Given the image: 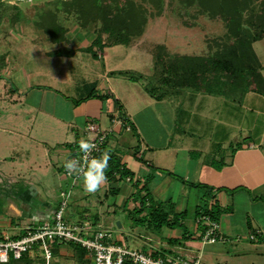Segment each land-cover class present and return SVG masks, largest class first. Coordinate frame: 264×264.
Segmentation results:
<instances>
[{
  "label": "crops",
  "instance_id": "0c3cea01",
  "mask_svg": "<svg viewBox=\"0 0 264 264\" xmlns=\"http://www.w3.org/2000/svg\"><path fill=\"white\" fill-rule=\"evenodd\" d=\"M66 28L63 39L47 38L51 45L46 42L37 50L32 48L30 58L23 62L8 58L10 53L0 59V198L16 219L9 224L12 238L28 227L52 222L60 192L69 184L64 164L90 124L112 130L103 153L114 156L132 181L124 176L107 179L98 191L87 193L82 178L73 189L67 221L89 220L94 228L111 230L104 211L99 214L96 208L97 204L104 208L102 195L117 196L107 212L129 200L131 209L144 213L151 210V199L153 208L160 205L171 215L179 204L177 195L190 187L203 190V196L227 210L218 221L226 238L239 240V232L246 237L258 231L264 234V95L219 96L184 89L164 95L157 90L152 96L146 79L155 73V66L153 74L139 67L135 43L146 32L129 45L94 48V57L88 49L96 31ZM261 41L253 48L264 77V59L256 50ZM153 50L149 54L154 59ZM261 50L264 54V46ZM124 72L144 78L132 80ZM119 115L131 130L117 122ZM153 179L157 181L149 187ZM127 183L135 186L124 189ZM91 195L98 199L89 201ZM166 205L173 209L166 210ZM201 208L193 217V231L186 226L188 210L183 206L177 213L184 214L183 231L164 227L165 237L148 232L138 239L153 253L171 258L197 259L209 247L223 251L227 243L203 244L204 225L197 223ZM240 212L242 222L235 219ZM170 240L179 243L172 245ZM186 240L204 246L198 250ZM263 242L264 237L259 248ZM114 244L122 246L118 240Z\"/></svg>",
  "mask_w": 264,
  "mask_h": 264
},
{
  "label": "rangeland",
  "instance_id": "374dc122",
  "mask_svg": "<svg viewBox=\"0 0 264 264\" xmlns=\"http://www.w3.org/2000/svg\"><path fill=\"white\" fill-rule=\"evenodd\" d=\"M56 0H37L31 3H1L0 4V59L6 58V55L10 53V59L15 61H25L29 59L28 55L32 48L34 50L39 49L41 46H46L49 35L45 33L39 23L41 22V15L44 10L58 11L56 16V22L63 28L80 26L82 28L91 31H102L104 23L101 19L97 21L92 19L91 14H96V11L90 14L81 16L80 14H68L61 5H54ZM65 2H71L72 0H63ZM87 1V0H86ZM134 3L136 6L142 8L146 16V24L143 27V38L141 36L134 39H140L135 41L139 46L138 53L140 55L139 61H137L139 67L143 68V71L150 74L154 73L155 60L150 56L149 50H153V54L156 52V47L163 45L167 48V52L174 55H190V56H209L217 48V44L220 43L222 37L227 33V22L225 18H213L210 14L201 12V4L197 0H128ZM103 8L105 11H110V6L105 0L103 2ZM83 10L86 11V8ZM88 10V9H87ZM113 11V9H112ZM116 12V10L114 9ZM88 13V11H87ZM51 14H48L50 16ZM54 15V14H53ZM113 14H108V17H112ZM44 22V21H42ZM44 23H42L43 25ZM31 27V28H30ZM30 29V30H29ZM67 29V28H66ZM59 32V28L55 30ZM104 34V33H102ZM104 40L108 41V37L103 35ZM36 44V46H35ZM49 46L51 45L48 42ZM39 46V47H38ZM264 46V40L256 46V50L259 55L264 59V54L261 48ZM131 62V61H129ZM136 62V61H132ZM155 74V73H154ZM154 74L146 79V83L151 89L155 88L156 82ZM155 82V83H154ZM151 133V132H150ZM221 154H223L221 152ZM175 180V179H174ZM181 182L182 179H178ZM156 180H150L148 186H153ZM135 182L137 180L135 179ZM127 183L124 189L135 186V183ZM185 188V187H183ZM186 189V188H185ZM188 191H181L178 196L179 204L171 216H175L179 211L184 209L188 210L186 226L193 231V217L195 215L198 206L203 209L210 208L213 205V200L210 197L203 196L204 191L199 188L187 187ZM173 191V190H172ZM103 201L102 206L96 205L98 213H102L106 216L107 221L111 222V231L113 232V243L116 240L121 243L123 248L131 251L144 252L148 255L153 254L151 248H146L142 241L138 239L141 234L152 232L157 238L165 237L162 235L161 230L153 228L150 220L144 219V213L135 211L129 207L130 202L126 200L123 207L114 206L110 212H107L108 205L114 203L117 199L116 195H108L100 197ZM98 199L94 195L89 196V201ZM136 199V197L134 198ZM70 204V202H69ZM166 210L173 209L172 205H166ZM149 210V209H148ZM242 212L236 214V220L242 222L244 217ZM110 216V219H108ZM13 213L7 209V205L0 198V236L5 238L6 236L12 237L13 233L10 230L13 219ZM13 222V223H14ZM120 223L122 228H120ZM154 223V222H153ZM10 224V226H9ZM182 227V226H181ZM176 227L180 232L184 229ZM246 231V230H245ZM241 239H229L226 247L223 251H214L211 248L203 249L199 258L202 264H264V246L259 248L261 238L253 242L249 240L250 234L244 236V232H239ZM233 242V244H230ZM186 243L191 246L194 245L198 250H201L202 242L186 240ZM61 249L65 250L62 254L59 252L55 255L54 264H94L90 258L85 259L82 262L77 258L76 252L64 246ZM211 250V251H210ZM236 251L238 253H236ZM9 264H27L21 261L11 259ZM30 264V263H29ZM39 264L37 258L33 259V263Z\"/></svg>",
  "mask_w": 264,
  "mask_h": 264
},
{
  "label": "trees",
  "instance_id": "16d2710c",
  "mask_svg": "<svg viewBox=\"0 0 264 264\" xmlns=\"http://www.w3.org/2000/svg\"><path fill=\"white\" fill-rule=\"evenodd\" d=\"M104 1L72 0L71 2H65L56 0L54 2L55 6H63L64 12L68 14L76 13L84 16L96 11V14H91L92 19H97V21L101 19L105 22L103 30L96 32L97 37L88 49L94 57H97L94 48L102 51L106 47L132 43L135 38L144 33L143 27L147 21L144 10L131 1L107 0L113 11L112 9L110 11L104 10L102 6ZM197 1L201 4V12L208 13L213 18H225L227 33L222 37L220 43L217 44L216 50L209 56L181 54L171 56L165 46H157L154 54L155 74L153 76L155 77L156 85L155 88L151 89L147 84V92L155 96L157 90H160L164 95L168 91L187 89L219 96L244 95L248 92L264 95L262 66L253 48L255 42L264 39V0ZM83 7L84 9L86 8V11L83 10ZM48 14L51 15L48 16ZM55 14H58V11L44 10L39 26L45 30V33L52 40L59 41L63 39L67 29L57 24ZM108 14L113 15L108 17ZM42 23L44 24L42 25ZM58 28L59 32L56 33L55 30ZM103 35L108 37V41L104 40ZM124 74L128 75L132 80L144 78L143 75L135 76L129 72H124ZM123 118L125 117L123 116ZM213 165L217 169L222 168L220 163L213 162ZM117 175L122 178L123 176L128 177L129 173L121 168L114 156H110L108 166L105 169V176L108 180H113ZM150 201L153 206L151 199ZM141 204L146 207V199H143ZM152 206L151 210L147 211L144 219L150 220L153 228L161 230L164 227L176 228L182 226L180 220L184 218L183 213L172 217L170 213L163 211L160 205L157 208ZM226 211L214 203L210 208H201L198 211V217L202 214L209 215L213 220L219 221L222 214L226 213ZM169 243L178 245L179 241L170 240ZM64 246L73 249L80 262L83 263L85 259H89L87 252L74 244L55 245V255ZM153 256L164 257V254L157 251L153 253ZM20 261L27 264L33 263V259L28 255H25ZM126 264L130 263L127 262Z\"/></svg>",
  "mask_w": 264,
  "mask_h": 264
},
{
  "label": "built area",
  "instance_id": "2783aa9c",
  "mask_svg": "<svg viewBox=\"0 0 264 264\" xmlns=\"http://www.w3.org/2000/svg\"><path fill=\"white\" fill-rule=\"evenodd\" d=\"M117 122L127 130L132 126L126 123L122 115L118 116ZM112 130H103L95 124H90L85 128L83 140L95 145L87 154L82 152L79 145H76L68 160H78L83 163L85 159L92 160L100 158L104 147ZM67 160V161H68ZM64 175L69 181L67 188L60 192V200L51 223L28 227L25 232L12 238L0 236V264H9L11 259L20 261L25 255L30 258H37L39 264H54L55 245L74 244L83 248L90 260L94 264H202L200 258H171L155 257L144 252L131 251L112 243L113 233L106 228H94L91 221L84 220L79 222H69L66 220V212L72 197V192L77 183L83 178L76 175H69L64 168ZM119 178V176L117 175ZM128 182L132 178H126ZM197 223L204 225L201 240L205 245L226 244L229 239L221 234L220 223L209 215H200ZM264 234L260 231L250 235V241H257L263 238ZM264 244V242H263Z\"/></svg>",
  "mask_w": 264,
  "mask_h": 264
},
{
  "label": "clouds",
  "instance_id": "9594fccd",
  "mask_svg": "<svg viewBox=\"0 0 264 264\" xmlns=\"http://www.w3.org/2000/svg\"><path fill=\"white\" fill-rule=\"evenodd\" d=\"M31 3L32 0H27ZM95 147L94 144L88 141L81 140L79 148L85 154L89 153ZM110 156L108 153H103L100 158H93L92 160L85 159L83 163L78 160H68L64 164V168L69 175H76L77 177H83L84 191L87 193H94L99 190L101 184L106 182L105 169L108 166V160Z\"/></svg>",
  "mask_w": 264,
  "mask_h": 264
},
{
  "label": "flooded vegetation",
  "instance_id": "af4514ba",
  "mask_svg": "<svg viewBox=\"0 0 264 264\" xmlns=\"http://www.w3.org/2000/svg\"><path fill=\"white\" fill-rule=\"evenodd\" d=\"M34 0H32L33 2ZM37 1V0H35ZM11 2H14L15 4H17L16 2H19V3H27V0H0V4L1 3H11Z\"/></svg>",
  "mask_w": 264,
  "mask_h": 264
}]
</instances>
